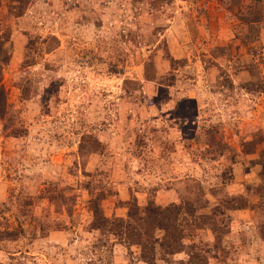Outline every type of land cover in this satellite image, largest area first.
Segmentation results:
<instances>
[{"label":"rangeland","instance_id":"1","mask_svg":"<svg viewBox=\"0 0 264 264\" xmlns=\"http://www.w3.org/2000/svg\"><path fill=\"white\" fill-rule=\"evenodd\" d=\"M0 264H264V0H0Z\"/></svg>","mask_w":264,"mask_h":264}]
</instances>
